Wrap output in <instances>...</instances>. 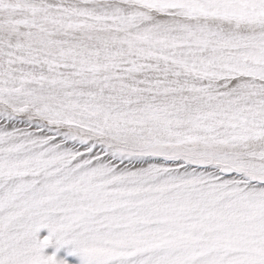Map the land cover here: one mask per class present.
I'll use <instances>...</instances> for the list:
<instances>
[{"label": "snow or ice", "instance_id": "6c2138e0", "mask_svg": "<svg viewBox=\"0 0 264 264\" xmlns=\"http://www.w3.org/2000/svg\"><path fill=\"white\" fill-rule=\"evenodd\" d=\"M0 264H264V0H0Z\"/></svg>", "mask_w": 264, "mask_h": 264}]
</instances>
